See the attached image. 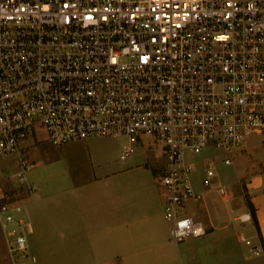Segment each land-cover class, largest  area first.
<instances>
[{
	"label": "built area",
	"instance_id": "1",
	"mask_svg": "<svg viewBox=\"0 0 264 264\" xmlns=\"http://www.w3.org/2000/svg\"><path fill=\"white\" fill-rule=\"evenodd\" d=\"M37 129L54 146L124 137L120 160L143 137L157 141L154 177L170 238L203 237L207 228L184 211L203 199L185 154L219 150L231 165V153L264 134V0H0V158L17 156L23 184L18 198L0 186L7 264H16L13 252L34 262L21 216L34 186L21 149ZM201 163L207 190L214 155ZM217 191L230 197L223 184ZM238 239L262 254L242 233Z\"/></svg>",
	"mask_w": 264,
	"mask_h": 264
},
{
	"label": "crops",
	"instance_id": "2",
	"mask_svg": "<svg viewBox=\"0 0 264 264\" xmlns=\"http://www.w3.org/2000/svg\"><path fill=\"white\" fill-rule=\"evenodd\" d=\"M249 138L235 154L249 149ZM33 143L30 136L22 148H31ZM158 161V166V162L148 166L147 162L134 164L131 160L120 171L103 168L86 175L66 173L65 180H60L58 166L49 168L40 183L26 179L34 189L22 198L21 216L31 227L28 243L32 264H264L261 177L255 173L243 176L235 169V178L212 182L210 189L193 184L203 199L187 202L184 211L202 222L207 233L175 244L154 177L161 165L160 158ZM242 177L247 195L238 186ZM221 184L230 192L228 199L217 191ZM244 213H250L251 220L241 223L237 217ZM240 233L260 245L262 254L254 255L238 239Z\"/></svg>",
	"mask_w": 264,
	"mask_h": 264
},
{
	"label": "rangeland",
	"instance_id": "3",
	"mask_svg": "<svg viewBox=\"0 0 264 264\" xmlns=\"http://www.w3.org/2000/svg\"><path fill=\"white\" fill-rule=\"evenodd\" d=\"M45 138V133L41 129H37L32 134L33 147L21 149V154H24L31 164L30 169L25 174V180L27 179L30 183L44 181L45 175L50 171L49 168L58 166H60V180H65L63 179V174L66 173L86 175L92 171L100 172L104 170L103 168L110 171H120L131 160L134 164L147 162L148 166H152L156 164L155 162H158L157 166L159 165V143L150 137H143L134 152L125 160H120L119 158V152L123 144L126 143V138L124 137H89L85 139L87 140L86 144L79 143L81 140L60 146L51 145ZM248 143L249 149L241 155L231 153V165L223 164V154L219 150H205L199 155L187 151L185 162L193 166L194 170L191 174L193 184L195 186L201 185L204 177L201 160L211 154L214 155L216 169V176L212 179L213 183L218 180L223 183L232 180L233 177L235 178V169L243 176L255 173V176L261 177L264 181V134L252 135ZM69 146H73L71 148L73 150H68ZM59 148L60 156L57 158L56 154ZM53 156L55 158L51 160ZM17 170L18 158L16 155L0 158V186L3 189L14 190V192L17 191L15 188L23 189V184L14 176ZM238 183L242 194H246L245 177H242ZM21 195L23 194L16 192V198ZM6 234L10 239L12 238L8 231ZM9 246L14 247V243L10 241ZM6 255L5 245L0 239V264H7ZM11 260L16 264H30L21 252L11 253ZM51 264L55 263L51 262Z\"/></svg>",
	"mask_w": 264,
	"mask_h": 264
},
{
	"label": "clouds",
	"instance_id": "4",
	"mask_svg": "<svg viewBox=\"0 0 264 264\" xmlns=\"http://www.w3.org/2000/svg\"><path fill=\"white\" fill-rule=\"evenodd\" d=\"M187 223H188V221H183L182 224H181V226L183 227Z\"/></svg>",
	"mask_w": 264,
	"mask_h": 264
}]
</instances>
